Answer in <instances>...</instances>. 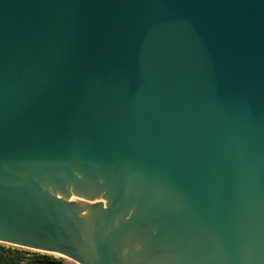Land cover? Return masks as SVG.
Returning a JSON list of instances; mask_svg holds the SVG:
<instances>
[{"label": "water", "instance_id": "95a60500", "mask_svg": "<svg viewBox=\"0 0 264 264\" xmlns=\"http://www.w3.org/2000/svg\"><path fill=\"white\" fill-rule=\"evenodd\" d=\"M0 243L264 264V0H0Z\"/></svg>", "mask_w": 264, "mask_h": 264}, {"label": "rangeland", "instance_id": "374dc122", "mask_svg": "<svg viewBox=\"0 0 264 264\" xmlns=\"http://www.w3.org/2000/svg\"><path fill=\"white\" fill-rule=\"evenodd\" d=\"M0 248H3L5 250H10L12 252L13 251H20V252L24 253L23 255H24L25 259L21 262V264H78L74 260H72L68 257L62 256V255H58V254L37 252L34 250H28V249L12 246V245H8V244H3V243H0ZM35 254L48 256L49 261L44 262V263L36 261L34 259ZM55 260L57 262H55Z\"/></svg>", "mask_w": 264, "mask_h": 264}, {"label": "trees", "instance_id": "16d2710c", "mask_svg": "<svg viewBox=\"0 0 264 264\" xmlns=\"http://www.w3.org/2000/svg\"><path fill=\"white\" fill-rule=\"evenodd\" d=\"M24 253L20 251H10L0 248V264H21V262L25 259ZM34 259L39 262H47L49 261V257L45 255H34ZM55 262H57L55 260Z\"/></svg>", "mask_w": 264, "mask_h": 264}]
</instances>
